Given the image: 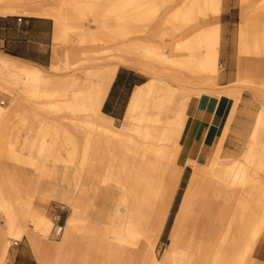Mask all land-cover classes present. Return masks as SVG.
I'll use <instances>...</instances> for the list:
<instances>
[{"label": "bare ground", "instance_id": "1", "mask_svg": "<svg viewBox=\"0 0 264 264\" xmlns=\"http://www.w3.org/2000/svg\"><path fill=\"white\" fill-rule=\"evenodd\" d=\"M174 1L0 0V13L54 19L55 40L60 44L53 54L56 72L78 62L70 61L73 36H79L82 45L97 40L87 25L89 14L112 5L117 30L131 26L143 31ZM209 1L185 0L180 8L185 19L170 28L178 16L170 13L163 37L189 29L195 13L208 18L219 12L209 11ZM253 1L241 0L255 15L241 21L236 75L248 84L262 78L264 86V0ZM208 31L211 37L203 31L196 37L188 35L171 54L152 40H140L136 49L125 47L116 34L112 47L85 53V68L77 72L71 68L64 76L46 75L40 68L0 54V75L17 84L14 107H4L0 101V141L7 142L4 157L14 164L12 176L0 174V217L6 220L5 232L0 229V264H8L9 240H21L29 227L49 235L54 222L46 207L51 200L71 211L55 264H72L76 254L81 256L80 264H251L258 259L264 238V198L259 197L256 207L250 198L255 190L264 194V104L254 127L238 128L237 135L246 145L242 157L236 158L233 151H224V144L236 118L238 90L230 97L220 94L231 100V110L211 161L191 164L195 178L206 173L241 187L243 197L217 238L176 224L163 257L155 251L154 241L165 227L185 169L179 150L191 102L204 97L186 85L206 78L216 83L222 75L220 22ZM139 45L147 49L140 50ZM205 46L207 58L202 53ZM130 58L148 74L161 67L162 77L153 76L134 92L125 119L117 126L101 107L120 63ZM109 59L118 61L95 64ZM169 77L181 86L166 81ZM31 117L34 123L24 133Z\"/></svg>", "mask_w": 264, "mask_h": 264}, {"label": "crops", "instance_id": "2", "mask_svg": "<svg viewBox=\"0 0 264 264\" xmlns=\"http://www.w3.org/2000/svg\"><path fill=\"white\" fill-rule=\"evenodd\" d=\"M221 1L220 15L217 20V22L219 21L221 24V44L219 46L221 52L220 57H222L227 51L225 43V29L222 22L223 18H221V16L227 17V20L232 19L233 17L231 14L232 10H229L228 8L230 6V0ZM184 2L185 0H179L176 4H174L175 9H173L172 12L179 10V8L183 6ZM164 11L165 9H163L161 13ZM172 12H169V14ZM20 15L23 16L22 21H19ZM167 17L163 18L162 23L157 21V32L164 27L163 24ZM240 26L241 22L239 28ZM202 31L207 34V20L203 21L201 24H194L189 29L173 36L175 37V40L173 39L172 41H167L166 54H171L172 49L188 35L191 34L196 37ZM158 36H155L154 38L146 36V38H151L156 42H159L160 37ZM122 42L125 47L128 44L129 47L132 48V36L127 37L125 35ZM160 42L163 43L164 40H161ZM59 45L60 44L55 40L54 19L35 15H25L22 13H0L1 55L18 59L34 67L40 68L45 71L46 75L64 76L65 73H57L52 69V64L54 63V49ZM112 45L113 44L107 46V48L109 49ZM69 48L71 50V59L73 58L75 61L79 62L78 64H80L78 66L79 70L85 68L83 65L84 63H82L85 53L102 49L101 46L99 47L95 44H75ZM63 51H65V48H63ZM206 52L207 46L203 49L204 58H207ZM117 61V59H109L96 61L95 64L108 66L110 64L117 63ZM145 76L148 77V73L146 72L145 67H142L138 61L130 58L126 59L125 63H120L117 73L110 83L104 98L101 107L102 113L114 118L115 123L117 120H124L134 92L139 87L146 85L150 81L149 77L147 79ZM223 77L224 74L222 73L220 79L217 81L219 84ZM186 86L191 85L187 84ZM234 89L236 91H241L238 88ZM244 91L245 90H242L240 92L241 98L237 105L236 116L239 111L240 103L243 100ZM254 94L258 99L263 100L262 98H259L260 94ZM14 100L15 99L10 98V102L8 101L10 104H7V100L2 99L1 101L4 107L13 108ZM4 104H7V106ZM248 105L249 103L246 102L243 109L244 113L251 112L248 110ZM230 110L231 100L227 97L210 95L200 97L199 99H193L191 102L189 117L187 119L186 128L180 139L179 150L180 161L184 166L185 171L183 172L179 187L173 199L162 234L167 226V222L183 177L187 172L190 173L189 180L172 224L170 234L174 226L178 224L179 227L186 230L210 238H217L223 228L229 223L235 209L238 206L239 200L243 197V189L241 187L229 186L224 182L212 178L206 173H201L195 178L191 162L195 161L199 166L209 164L222 137ZM33 123L34 121L31 117L24 129V133L28 132L29 127ZM243 126H246L247 128L250 127V125H247L246 123H242L241 127ZM230 136L231 135L229 134L225 142V147L227 149H232V147L228 148L227 146L230 141ZM241 140H243V142L246 141L245 139ZM13 166L14 164L9 161H0V169H6L9 171L6 176L13 175ZM64 223L66 224V221ZM26 235L29 237L32 246L36 250L40 262L45 264H55L61 240L58 244H55L49 241L48 237L41 235L32 227H29L23 238L15 241V243L22 241ZM257 258L259 260L257 259L254 264H264V238L259 244ZM12 264H38V261L32 249H23L16 252Z\"/></svg>", "mask_w": 264, "mask_h": 264}, {"label": "rangeland", "instance_id": "3", "mask_svg": "<svg viewBox=\"0 0 264 264\" xmlns=\"http://www.w3.org/2000/svg\"><path fill=\"white\" fill-rule=\"evenodd\" d=\"M84 1V0H83ZM98 1H102V0H98ZM179 0L174 1L170 6H168V8H165V11L162 12L160 14V16L158 17V20L154 21L149 28L145 29V30H137L133 27H129L127 30H122L120 31L119 29L117 30V26H118V21L116 20V13H115V9L112 5H107L102 13H97V14H89L88 16V22L87 25L91 28L92 31V35L91 37L93 39H97V40H93L91 42H88L87 44H95L98 45L99 47L101 46L102 49H108L107 46L113 44V39L116 36H120L121 39H124V36L126 35L127 37L132 36V48L134 47L136 49V44L141 40L143 41H155L154 39L151 38H146V36H150V37H155L158 36L160 37V41L164 40L163 43H161L160 41V45L165 46V52L167 51V41H172L175 37H163V33L165 31L164 27H162L160 29V32H157L156 30V24L157 21H160L161 23L163 22V18L167 17L169 15V12H172L173 9H175L174 4H176ZM260 0H254V3L259 2ZM221 0H210L209 1V11L213 12V11H217L219 10V12L217 11V13L213 12L212 14H210L208 16V18H205L203 16V14L201 12L199 13H195L193 15V17L195 18L194 22L190 25L193 26L194 24H201L203 21L207 20V28L209 30H212L213 27L216 25V22L219 18L220 15V10H221ZM252 2V3H253ZM246 6V7H245ZM229 10H232L231 14L233 15L232 19L227 20L225 16H221L222 22L224 24V29H225V43H226V47H227V51L225 52V54L220 57L219 60V64L220 66L223 67L222 73L224 74V77L222 78V80L220 81V84L216 81L213 82L212 79L206 78L204 80V82H195L194 85L191 86H187L192 93L198 95V96H210V95H216L220 97L221 93H229L228 96H231V93H234L232 91H234V88H238L241 91L245 90L243 93V100L240 103L239 106V111L237 113L236 119L234 120V122L232 123V129L231 132L229 133L230 136V141L228 143V148L232 147V149H227L225 147L224 151L228 150V152H232L236 158H240L242 157V155L244 154L245 151V145H246V141L243 142V140L239 139L238 135H237V130L238 128L241 127L242 123H246L247 125H250V127H248L249 129H251L252 127L255 126L256 123V118L258 116V114L261 112L262 108H263V104H264V86H263V81L262 78H259L257 80V82L252 83V84H248L247 82H244L242 79L238 80L236 72L238 70L237 68V56L239 54V25L240 22L243 19H248V18H252L255 14L254 12L250 9V5H242L240 0H230V6L228 7ZM227 8V9H228ZM244 10V11H243ZM173 13H177V18L176 20L169 25L170 28L175 27L176 25L180 24L182 22V20L185 19V16L181 13L180 8L179 10L172 12ZM207 13V7H206V12ZM243 14V15H242ZM245 14V15H244ZM22 16V15H20ZM23 17V16H22ZM165 24V23H164ZM163 24V26H164ZM117 27V28H116ZM189 27V28H190ZM241 27V26H240ZM156 31V32H155ZM211 31L207 32V35L209 37H211ZM73 41L71 42L72 44H80L79 43V36L75 35L72 37ZM119 38V39H120ZM120 39V40H121ZM175 40V39H174ZM156 42V41H155ZM158 43V42H157ZM54 45V43H53ZM65 47H68V45H65ZM138 48L140 50H146L147 47L145 46H138ZM160 50H162V48L158 47ZM204 49V48H203ZM208 51L209 48L207 46V52L206 55L208 57ZM203 53V50H202ZM222 58V60H221ZM70 61H75L73 58H70ZM74 63L71 65V68L73 69L72 72H77L78 66L80 64ZM70 69L68 70H57V73H65V72H69ZM160 69V70H159ZM156 73H152V74H148L149 79L151 80L153 78V76L155 77H159L161 72V67L154 69V71H157ZM163 70V69H162ZM71 72V71H70ZM146 77V76H145ZM148 77H146L148 79ZM162 77V76H160ZM168 77V76H166ZM166 81H169L170 83H172L174 86H181L178 85L177 82L174 81L173 78H166ZM17 88V84H15L12 80H8L3 76V73H1L0 75V101L3 100H7V104L8 101L10 102V98L15 99V97L13 96V92L14 89ZM240 91V92H241ZM259 91V92H258ZM254 93H259L260 96L258 99L257 96ZM15 101V100H14ZM50 101V100H49ZM263 101V102H261ZM248 102V110H250V113L247 112H243V109L245 107V103ZM7 104H4L7 106ZM123 123V119L121 120H117L116 125L120 126ZM237 138H236V137ZM226 142V141H225ZM233 144V145H232ZM235 145V146H234ZM225 146V144H224ZM7 149V142L3 139L0 141V153L2 155V157L0 158L1 160H5L8 161L4 155H5V151ZM223 155H225V153H223ZM185 171V169H184ZM193 173H195V169L193 168ZM0 174L5 175L8 174L7 171L5 170H1L0 169ZM189 176L190 173L187 172L182 180L181 186L179 188L178 194L176 196L174 205L172 207L168 222H167V226L162 234V232L156 236L155 239V251L157 253V256L159 258H162L166 249L169 246L170 243V230L172 227V224L174 222L176 213L179 209V205L182 199V196L184 194V190L187 186L188 180H189ZM254 184H257V181L254 182ZM260 198H264V194L263 192H258L257 190L252 192L251 195V203L254 204V206H258V199ZM258 212H260V209H257ZM260 210V211H259ZM258 212H256L254 210V213L257 214ZM46 213L49 215V217H51L53 219V222H55L54 216L55 214L60 215L62 218V221H66L67 218L70 216L71 211L67 208L64 207V205H62L59 202H56L55 200H51V202L48 204V206L46 207ZM231 220V219H230ZM230 222V221H229ZM54 227V224H53ZM5 228H6V220L4 217H0V229L2 230V232H5ZM53 228L51 230V232L49 233V235L45 236L49 238V241L58 244L60 242V240L62 241V236L57 237L53 234ZM10 239V238H9ZM17 241V240H16ZM10 242V246H9V250H8V258H7V262L8 264H12L14 255L16 254V252L18 250H28V249H32V251L34 252L38 264H45L40 262L39 258H38V254L36 252V250L34 249V247L32 246L29 237L26 235L25 238L18 242L15 243V240L11 239L9 240ZM231 250V248L229 249ZM231 252V251H230ZM229 252V253H230ZM257 259L253 260L251 262V264H254V262ZM259 260V259H258ZM81 263V256L79 254H76L75 257H73L72 260V264H80Z\"/></svg>", "mask_w": 264, "mask_h": 264}, {"label": "built area", "instance_id": "4", "mask_svg": "<svg viewBox=\"0 0 264 264\" xmlns=\"http://www.w3.org/2000/svg\"><path fill=\"white\" fill-rule=\"evenodd\" d=\"M23 17L19 16V21H22ZM55 222H54V227H53V234L57 237H60L63 235L64 230H65V223L62 222L61 216L55 214L54 216Z\"/></svg>", "mask_w": 264, "mask_h": 264}]
</instances>
